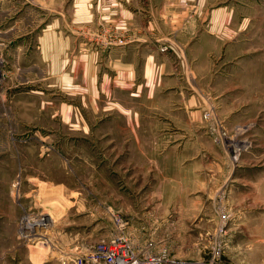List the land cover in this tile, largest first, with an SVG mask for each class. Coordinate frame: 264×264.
Here are the masks:
<instances>
[{"label":"rangeland","instance_id":"1","mask_svg":"<svg viewBox=\"0 0 264 264\" xmlns=\"http://www.w3.org/2000/svg\"><path fill=\"white\" fill-rule=\"evenodd\" d=\"M71 1L0 0V264H60L110 232L113 210L181 263L220 247L223 264H264V195L245 172L264 139V0H224L240 32L198 39L176 82L118 105L80 101L35 58ZM57 209L23 237L24 217Z\"/></svg>","mask_w":264,"mask_h":264},{"label":"crops","instance_id":"2","mask_svg":"<svg viewBox=\"0 0 264 264\" xmlns=\"http://www.w3.org/2000/svg\"><path fill=\"white\" fill-rule=\"evenodd\" d=\"M223 1L72 0L60 13L61 25L52 19L36 35L35 58L45 66L46 75L62 79V87L79 95L80 101L118 105L119 96L142 100L164 79L177 81L184 72L185 54L198 45V39L215 41L240 32L233 3ZM32 108L38 111L37 104ZM257 129L255 135L261 138L264 130ZM255 146L249 152L254 162L245 163V172L260 180L256 197H262L264 139ZM8 187L14 195L13 184L4 185V191ZM260 216L264 220V214ZM263 225L255 228L264 229ZM135 229L129 226L136 242H149L153 248L152 239L141 231L143 226L140 233L135 234Z\"/></svg>","mask_w":264,"mask_h":264},{"label":"built area","instance_id":"3","mask_svg":"<svg viewBox=\"0 0 264 264\" xmlns=\"http://www.w3.org/2000/svg\"><path fill=\"white\" fill-rule=\"evenodd\" d=\"M112 227L107 236L85 245H73L59 254L60 264H223L218 247L195 263H181L170 257L165 246L152 249L149 242L139 245L132 237L127 219L110 211Z\"/></svg>","mask_w":264,"mask_h":264},{"label":"bare ground","instance_id":"4","mask_svg":"<svg viewBox=\"0 0 264 264\" xmlns=\"http://www.w3.org/2000/svg\"><path fill=\"white\" fill-rule=\"evenodd\" d=\"M49 203V202H48ZM37 208V207H36ZM44 209V208H43ZM42 210V209H41ZM55 210V209H54ZM52 210L55 214H51V212L47 213L46 215H41L37 219H35L32 222H29L27 220V217H24L21 220V228H22V235L23 237H33L36 235V233L44 230L46 227H50L51 222H52V217L53 215H59L60 210L54 211ZM52 212V213H53ZM38 214V213H37ZM43 214V213H42ZM45 214V213H44ZM33 218V217H32ZM31 218V219H32ZM33 220V219H32ZM51 228V227H50ZM46 231V230H45ZM44 235V234H43ZM34 238V237H33Z\"/></svg>","mask_w":264,"mask_h":264}]
</instances>
